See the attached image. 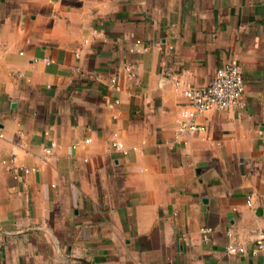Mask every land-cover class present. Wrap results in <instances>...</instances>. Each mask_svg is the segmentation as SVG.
Returning a JSON list of instances; mask_svg holds the SVG:
<instances>
[{"label":"crops","instance_id":"0c3cea01","mask_svg":"<svg viewBox=\"0 0 264 264\" xmlns=\"http://www.w3.org/2000/svg\"><path fill=\"white\" fill-rule=\"evenodd\" d=\"M226 64L243 105L179 134ZM259 127L264 0H0V264H264Z\"/></svg>","mask_w":264,"mask_h":264},{"label":"built area","instance_id":"2783aa9c","mask_svg":"<svg viewBox=\"0 0 264 264\" xmlns=\"http://www.w3.org/2000/svg\"><path fill=\"white\" fill-rule=\"evenodd\" d=\"M165 69V65H162ZM131 70V67H128ZM177 86L181 88L182 94L188 100L189 109L181 112L178 121V133L185 131L206 130V126L197 122L199 114L210 110H229L239 108L243 105V95L246 91V81L242 69L234 64H226L218 68L208 84L193 86L189 83L177 81ZM116 80L112 79L111 87H116ZM259 135L264 141V130L262 127L258 129ZM88 142V140H86ZM113 147L127 153L122 143L114 142ZM49 152L50 149H47ZM29 173L30 169H23ZM252 202V196L249 198V204ZM205 233L209 229L204 230ZM231 232V231H230ZM255 250L264 252V229L260 231L255 242ZM225 251L228 254H244L247 249L244 245L236 242H230L226 245Z\"/></svg>","mask_w":264,"mask_h":264}]
</instances>
